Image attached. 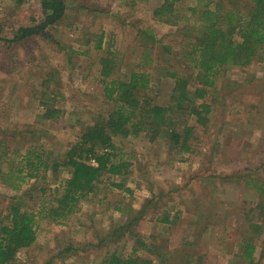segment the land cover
<instances>
[{
    "label": "rangeland",
    "instance_id": "374dc122",
    "mask_svg": "<svg viewBox=\"0 0 264 264\" xmlns=\"http://www.w3.org/2000/svg\"><path fill=\"white\" fill-rule=\"evenodd\" d=\"M240 1L246 9L248 2ZM67 3L66 17L48 26L47 36L11 41L19 26L41 19L39 0H0V138L8 150H23L33 141L59 151L103 114L106 105L97 80L110 39L122 56L114 76L127 77L134 68L148 70L146 95L155 103L169 101L174 78L166 70L195 73L180 44L190 37L181 34L193 31L192 19L177 25L156 21L151 12L162 0ZM141 27L151 29L157 40L140 34ZM101 31L102 48L96 49L93 40L86 41ZM260 57L221 72L205 97L212 106L208 123L200 126L190 119L191 152L171 150L161 135L114 136L115 152L127 162V173L102 174L93 191L59 220L47 213L61 190V177L23 183L20 190H27L21 202L35 214L36 240L17 252L16 264H99L107 250L128 255L133 247L155 264L239 261L240 240L249 235L250 223L261 227L263 222L249 211L264 201V51ZM44 103L59 109L55 117L42 116ZM7 185L0 181L1 218L10 196L21 193ZM135 210L143 213L132 226L135 236L100 243ZM137 238L144 244L136 245ZM263 239L264 228L256 240L257 264L264 260Z\"/></svg>",
    "mask_w": 264,
    "mask_h": 264
},
{
    "label": "trees",
    "instance_id": "16d2710c",
    "mask_svg": "<svg viewBox=\"0 0 264 264\" xmlns=\"http://www.w3.org/2000/svg\"><path fill=\"white\" fill-rule=\"evenodd\" d=\"M202 1L181 6L178 0H162L151 12L156 21L164 24L177 25L182 19L186 23L192 19L194 24L191 33L178 32H183L180 33L183 39L190 35L180 44L195 73L187 75L174 70L165 71L174 78L167 104L155 103L146 95L151 78L148 70L134 68L127 77L114 76L122 56L112 48L113 41L110 39L105 55L100 58L97 80L102 85L106 105L101 116L85 130L76 132L73 139L59 151L33 141L27 142L23 150H8L0 138V163L4 165L0 166V181L8 184L10 189L21 192L10 196L6 214L4 218L0 217V264H16L17 252L31 246L36 240L35 214L23 207L21 202L27 190H20L23 183L32 179L61 177L58 181L61 190L47 213L52 219L59 220L71 213L79 201L93 191L95 182L102 174L121 176L127 173V162L115 152L114 136L143 133L149 139H154L161 135L171 150L191 152L189 140L193 138L194 125L190 119L194 118L200 126L208 123L212 106L205 97L209 89L217 85L221 72L232 65L251 64L260 59V53L264 51V0H245L248 2L246 9L240 8V3L244 2L240 0L227 3L221 0ZM39 4L41 19L33 18L30 24L19 26L8 40L22 41L33 35L45 37L48 26L58 24L66 17L67 0H39ZM182 29L185 27L182 26ZM150 30L141 27L139 32L157 40ZM103 39V31L93 32L86 42L93 40L94 47L101 49ZM58 111L53 104L44 103L42 116L55 117ZM64 172L66 176L60 175ZM39 190L42 194L45 192L43 186ZM252 210L263 218V222L261 227L255 222L250 223L249 235L247 233L240 240L239 261L233 264H257L256 240L264 228V201L256 203L249 209ZM137 211L116 223L100 243L117 241L124 235L135 236L132 226L143 216L142 211ZM262 242L261 254L264 257V239ZM134 243L144 244L139 238ZM136 249L133 247L128 255L107 250L99 264H155L151 258L134 253Z\"/></svg>",
    "mask_w": 264,
    "mask_h": 264
}]
</instances>
